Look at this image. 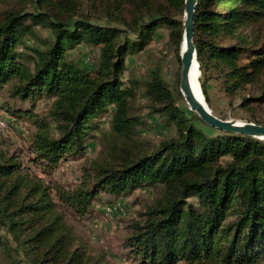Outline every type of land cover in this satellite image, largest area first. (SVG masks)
<instances>
[{
	"label": "trees",
	"instance_id": "16d2710c",
	"mask_svg": "<svg viewBox=\"0 0 264 264\" xmlns=\"http://www.w3.org/2000/svg\"><path fill=\"white\" fill-rule=\"evenodd\" d=\"M82 2L105 5L110 15L121 16L130 9L134 18L129 29L137 40L119 44L118 30L74 19ZM35 4L47 10L10 14L0 22V88L10 85L11 95L21 100L52 99L47 118L55 124L56 134L44 120H35L37 131L29 148L33 162L49 173L62 159L86 150L89 133L101 126L105 115L111 116L112 133L126 131L131 123L127 102L134 91L120 81L125 57L141 49L161 27L179 50L178 17L183 16L184 0H35ZM27 21L43 23L53 37L45 50H35L29 65L17 52L28 31ZM259 21L264 22V0H197L193 44L199 73L224 69L231 87L240 89L258 81L264 71V42L246 50L224 43L234 40L239 28ZM81 42L99 49L94 71L68 58V51ZM243 57L246 63L240 65ZM148 92L161 104L155 111L176 127L178 137L151 155L100 169V178L90 189L60 194L61 201L84 216L99 189L118 195L159 184L167 190V198L132 239L140 264H253L264 244V139L204 125L175 105L160 78L148 84ZM202 94L207 102L203 85ZM263 100L264 86L257 97ZM248 104L246 100L242 105ZM28 113L24 112L31 118ZM189 196L196 198L197 206L184 208L180 199ZM54 207L48 188L25 173L14 156L0 152V223L20 240L31 262L93 264Z\"/></svg>",
	"mask_w": 264,
	"mask_h": 264
},
{
	"label": "rangeland",
	"instance_id": "374dc122",
	"mask_svg": "<svg viewBox=\"0 0 264 264\" xmlns=\"http://www.w3.org/2000/svg\"><path fill=\"white\" fill-rule=\"evenodd\" d=\"M46 8L38 9L35 0H0V22L10 14L44 12ZM73 17L96 26L118 30L119 44L127 40H137L134 32L129 29L134 17L128 8L124 15L117 16L114 13H105V5L93 6L82 2ZM178 19L181 21L183 16ZM25 26L28 31L22 36L17 52L26 56L29 65L35 50H45L53 37L43 23L32 24L27 21ZM263 42L264 22L259 21L251 26L239 28L236 38L226 40L224 44H240L246 50L259 47ZM67 54L80 68L90 71L97 68L100 56L98 47L81 42ZM125 58V69L120 81L125 88L134 91L133 97L127 102V116L131 119L128 128L122 134L112 133L109 126L111 116L105 115L101 126L89 133L86 150L62 159L49 173H44L42 167L33 162L34 154L29 148L32 136L37 131L35 120H44V123L49 125L51 134H56L55 124L47 118L52 99L36 97L33 100H21L11 95L10 85L0 88V110L10 125L6 133H0V152L14 156L25 173L36 176L48 188L55 205V213L62 216L77 244L84 247L93 264H140V259L133 250L132 239L139 234L140 227L142 228L149 218L151 211L158 208L167 198V190L159 184L153 187L126 189L118 195L99 189L84 216H78L72 208L63 203L60 194L90 189L100 178V169L115 168L119 160L151 155L158 151L162 144L178 137L176 127L167 123L161 114L155 111L161 104L148 92V84L153 79L160 78L168 92L173 95L175 105L189 111L179 92V50L170 42L167 29L159 28L147 44L141 49L129 51ZM244 58L239 62L240 65L246 63ZM224 73L225 70L220 68L198 75V84L201 92L202 85L206 90V104L211 112L224 120L264 124V100L257 101L264 86V71L258 81L244 85L241 89L231 87ZM246 100L249 104L243 106ZM112 109L111 106L110 110ZM24 112H29L32 117L27 118ZM17 123L23 125V130ZM180 200L184 208L187 204L197 206L194 196ZM19 242L7 231L6 226L0 223V264H36L31 262L27 249L21 247ZM260 248L263 253L253 264H264V244L260 245Z\"/></svg>",
	"mask_w": 264,
	"mask_h": 264
},
{
	"label": "water",
	"instance_id": "95a60500",
	"mask_svg": "<svg viewBox=\"0 0 264 264\" xmlns=\"http://www.w3.org/2000/svg\"><path fill=\"white\" fill-rule=\"evenodd\" d=\"M197 0H184L183 19L181 28V42L179 47L180 75L179 92L187 106V109L195 114L199 120L210 128L223 131L225 133L239 134L252 137L258 140L264 139V126L251 122L222 120L213 115L202 95L198 78H195V87L200 96L196 94L192 86V70L199 75V65L196 60V51L193 44L194 34V11ZM193 81V82H192ZM202 99V100H201Z\"/></svg>",
	"mask_w": 264,
	"mask_h": 264
},
{
	"label": "built area",
	"instance_id": "2783aa9c",
	"mask_svg": "<svg viewBox=\"0 0 264 264\" xmlns=\"http://www.w3.org/2000/svg\"><path fill=\"white\" fill-rule=\"evenodd\" d=\"M9 126V120L7 117H4L0 110V133H6L9 130ZM17 126L23 130V125L21 123H17Z\"/></svg>",
	"mask_w": 264,
	"mask_h": 264
},
{
	"label": "bare ground",
	"instance_id": "6f19581e",
	"mask_svg": "<svg viewBox=\"0 0 264 264\" xmlns=\"http://www.w3.org/2000/svg\"><path fill=\"white\" fill-rule=\"evenodd\" d=\"M195 78H198V75L197 74H195V69H193L192 70V80L194 81H192L193 82V84H192V86H193V88H194V91L196 92V94L198 95V97L200 96V93H199V91L196 89V87H195ZM198 80V79H197ZM202 100V99H201Z\"/></svg>",
	"mask_w": 264,
	"mask_h": 264
}]
</instances>
